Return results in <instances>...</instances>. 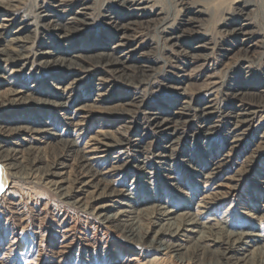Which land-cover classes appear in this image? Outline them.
I'll return each mask as SVG.
<instances>
[{
  "label": "rangeland",
  "instance_id": "rangeland-1",
  "mask_svg": "<svg viewBox=\"0 0 264 264\" xmlns=\"http://www.w3.org/2000/svg\"><path fill=\"white\" fill-rule=\"evenodd\" d=\"M7 1L9 3H4L7 8L0 7V24L8 16L15 18V23L7 33L6 41L12 37L28 36L30 39L26 41L33 44L32 48V44L29 46L33 58L26 65H2L0 74L5 69L9 81L0 84V92L10 88L34 89L37 96L60 101L55 96L57 90L54 86H66L83 76L46 71L36 66L33 60L36 54L49 49L61 56L70 57L81 51L94 55L117 43L127 42L131 58L126 64L146 66L148 74L143 75L140 70L130 68L118 74L98 72L90 77L84 75L87 79L77 86L69 100L68 110L29 111L27 123L31 128H50L51 133L38 138L31 136L27 141L0 136L4 150L22 152L18 161L3 162L0 159V264H233L235 257H241L240 251L223 257L204 250L200 247L204 239L197 244L193 239L181 240L183 247L189 249L184 255L158 254L155 248L148 246V241L138 243L126 232L105 224L92 213L94 211L89 207L107 203V198L92 202L88 207H78L72 205L75 200H66L47 184L50 180L45 177L43 169L45 171L47 166L66 155L62 141L72 138L79 149H84L90 146L93 137L104 131H120L128 140L139 138L140 145L127 147V152L125 149L116 150L99 162V172L121 167L126 160L133 166L140 151L144 154L142 160L148 162L152 169L145 178L130 168H121L108 175L109 178L116 177L114 187L117 190L127 191L132 197L133 207L144 210L133 215L138 221L137 228L143 232H155L158 229L156 225L165 223L153 208L159 205L170 209L174 217L184 214L196 216L200 227L208 229H204L205 238L225 237L229 231L256 236L247 250L258 254L257 259L264 263V0H249L257 8L241 9L243 16L235 15V8L242 7L244 0H134L133 5L136 6H130L129 11L117 9L116 18L112 20L106 17L105 10L109 4L114 5L113 0H74L63 3L55 8L57 10L52 8L54 0ZM35 6L51 14H56V11L63 13L66 18L56 19L58 23H65L78 13L84 14L82 19L87 18L90 26L70 43L58 40L53 37L55 32L48 28L36 30ZM164 19L167 21L163 26ZM29 24L27 29L19 31ZM236 26L243 27L249 34L250 44L242 42L244 37L234 35L232 31ZM42 35L45 45H39ZM177 36L186 38L173 45L170 38ZM6 44L1 42L0 49ZM68 44L71 45L66 52L63 49ZM15 46L16 43L11 47ZM246 54L258 60L241 66L240 60ZM98 80H102L105 87H94ZM211 83L218 85L206 90ZM102 92L108 95L100 104L103 107L115 110L121 109L120 104L135 102L142 107L130 116L86 118L81 121L84 122L83 127H76L74 124L83 117L77 108L92 104L97 94ZM232 96L243 98L251 108L248 109V123L231 135L229 132L236 121L225 120L224 116L243 113L238 108L240 103ZM261 99V105L257 104ZM201 108L211 114L201 115ZM180 111L185 113L184 118L176 116ZM11 113L0 115V126L12 128L24 123L26 118L15 119ZM151 113L158 116V121L181 122L180 132L175 137H179L180 142L171 164V176L160 173L158 169L153 170L155 162L151 155L168 142L152 129ZM28 148L39 149L41 164L31 165L29 160L33 156L28 153ZM118 154H123L122 160L113 159ZM184 155L190 156L199 170L187 168L181 161ZM67 156L65 177L73 179L72 167L78 165V154ZM220 161H226V164L222 165L218 175L212 177ZM231 181L239 184L235 197L207 204V198H212L219 185ZM86 195L91 197L88 193L83 196ZM119 208L116 206L110 210L109 215L117 213Z\"/></svg>",
  "mask_w": 264,
  "mask_h": 264
},
{
  "label": "bare ground",
  "instance_id": "bare-ground-1",
  "mask_svg": "<svg viewBox=\"0 0 264 264\" xmlns=\"http://www.w3.org/2000/svg\"><path fill=\"white\" fill-rule=\"evenodd\" d=\"M54 1L56 2L52 8L54 10H57L55 8L61 7L63 3H71L74 0H54ZM179 1H187V0H179ZM133 2L134 0H113L112 4L114 5L109 4L105 10V13L108 14V16L106 17H109L110 20L116 18L114 15H117L116 13L117 9H122V10L131 9L130 6L131 7H133L134 5L136 6V4L133 5ZM4 3H9V2L7 0H0L1 8L6 6ZM255 7L256 5L254 4V2H251L249 0H244L242 7L239 6L238 8H235V13L237 12L235 15L243 16L242 10L246 11L247 8L250 9V8H255ZM111 10H113L114 12ZM62 14L63 13H59L57 11H56V14H51V12L43 11V9L39 7L36 9L35 17L37 20H35L34 27L36 28V30L38 29L45 30L48 28L51 31L55 32V35L53 37H55L58 40H63L65 42L70 43L73 39H75L76 36L82 35L85 28L90 26V23L88 22L87 18L82 19L84 17V14H80V13H78L80 14L79 17L77 14V16L67 19L65 23H58L56 19L64 17V15ZM65 18L66 17L62 19H65ZM166 21L167 20L164 19L162 21L163 22L162 25L163 24L166 25ZM14 23H15V18L13 19L12 17L8 16L4 18L2 20V23L0 24V43L1 42L3 43V41L7 43L5 46H3V48L0 49V71H1L3 64L5 66L9 65L10 67L11 66L16 67V65H18L19 63H24V65L30 63L31 58H33L31 56V53H29V49H30L29 46L32 44V42H27L28 39H30L28 38V36L20 37L16 35L17 37H12L8 41H6L7 39L6 35L7 33L10 32L11 28L14 26ZM29 26L30 24L25 25L22 28H20L19 31L20 30L23 31L22 29L25 30ZM241 26L240 27L236 26L232 32L237 38L244 37L242 39V42H245V43L251 42L249 38V34L244 32V29ZM16 33H19V32H16ZM43 36L44 35L41 36L39 45L41 43L45 45V40H44L45 37L43 38ZM184 38L186 37L177 36V37H173L170 39L172 42H174L173 45H177L181 43ZM15 43L17 44V46L11 47L12 44H15ZM36 44L37 42L34 45L36 46ZM70 45L71 44L65 45L63 50L67 52L69 50ZM0 47H2V45H0ZM30 47L32 48L33 44ZM248 51L249 50H247L246 52ZM130 53H131V50L127 51V42L126 43L122 42V43L115 44L108 50L106 49L98 53L96 52V54L94 55H89L88 53H86V51H81L80 53H76L70 57L65 56V54L61 56V55H57L56 51H54L53 49L51 50L49 49V50L36 54V58L33 59L36 62L35 63L36 66L46 71H52V72L55 71L56 73L60 72L66 75L78 74L83 77L78 80L70 81L66 86H54V89L57 90L55 96H57L60 99V101H55L49 98H43V97L37 96L35 94L34 89L25 91L22 89L10 88L8 90H5L4 92H0V115L3 114L4 112H13L10 115L15 116L16 117L15 119L26 118L24 123L16 127L5 128V127L0 126V136L8 140L22 139L23 141H27L28 137L32 136V137L38 138V137H43V134L51 133L50 128L49 129L31 128L30 124L27 123V120H28L27 115L29 114V111L30 110L35 111V109H41V111L46 110V111H51V112L55 110L57 111L68 110L69 100L72 98L73 93L77 90L78 88L77 86L80 83L84 82L85 81L84 79H87V77H90L94 73H98V72L107 73L108 72L111 74L112 73L118 74L120 72H123L124 70H128L132 68L134 69L133 71L140 70V73L143 75L148 74V72L146 71L147 70L146 66H142V65L140 66H137V65L130 66L129 65L128 66L126 64L127 61L130 60L131 58ZM244 57L245 58H242L240 60L241 66H243V64L251 63L252 60H255V59L258 60V58L249 56L248 54H246ZM2 71H3L2 74H0V84H2L3 82L9 81V78L7 77V71L5 69ZM84 75H87V77H84ZM98 81L99 82L94 83V87L95 86L105 87L106 84L102 80H98ZM208 85L209 86H207L206 90L210 89L213 86H217L218 84L211 83ZM33 87H36V86H33ZM106 97H108L106 93H103V92L99 93L97 94V97L94 99V102L92 104H83L80 107H78L77 111L83 117L82 118L80 117L81 120L77 121L74 125L76 127H83L84 122H81V121H83V119H86V118L89 119L90 117L96 118L97 116H102L104 118L106 117L114 118L115 116L122 117V115L130 116L131 114L136 113L135 110L138 111L140 107H142L140 103H136V102L135 104L134 103L132 104L128 103L125 105L123 104L124 106L120 104L121 109H115V110L113 107H103L100 104L103 103V101H105ZM232 97H234L233 99L235 101L240 103V106L238 105V108H240V110H242L241 112L243 113H239V114L232 113V114L224 116L223 119L225 120L227 119V120L236 121L235 127L229 132V134L231 135L239 131L242 127H244V124L248 123L247 118L248 116H250V114L248 113V109L251 108V107L249 108V106L251 105H249L243 98L241 97L239 98L238 96H232ZM262 101H263L262 99L259 100V102L257 101L258 102L257 104L261 105ZM181 110H184V109L182 108ZM201 111H202L201 115H204V116L211 114V112L205 113L203 109ZM149 115H151L150 122H151L152 129L159 135L160 138L164 139L163 141L168 142L166 146H162L158 148V151L156 154L151 155V157H153V162H155L154 164L155 167L153 170L158 169L160 173L163 172L167 176H169L170 175L169 173H171V169H172L171 164L173 161L174 153L178 151V144L180 142V138L178 137L176 139L175 137H177L178 133L180 132L181 122L179 123L177 120L175 121V120H165V119L163 121H158L159 118L158 116H156V114L151 113ZM178 115L183 117L185 116V113L180 111L176 114V116ZM10 117H8V119H11ZM245 117L246 119H244ZM42 124H45V123H42ZM52 134L56 135L54 134V132ZM123 135L124 134H122V132L120 131L119 132L116 131V133L110 132V131L100 132L98 136L92 138L90 146L84 149H79L77 146V143L75 141L74 142L71 141L72 138L71 140L62 141L64 144V148H65L64 151H66V155L63 156L61 160L58 159L57 162H55L54 164H51V166H47L45 168V171L43 168H41L43 169V172H45L44 175L47 178V180L48 181L50 180L49 182H47V184L49 183V185L55 188L58 191V193L62 195L61 197H64L66 200L70 198L72 200H75V201H72V205L74 204L75 206H78V207H88V206H91L95 202L104 201L103 199L107 198L108 199L107 203H104L101 205L97 203L98 206L96 204L94 208L89 207L90 210L94 211L92 213H94L98 218H101L105 224H108L109 226L114 225L121 231L126 232L128 236L131 237L136 242L145 243L148 241L147 243L148 246L151 248H155L158 254L184 255L187 253L189 249L186 250L183 247V245L180 243L181 240L183 241V239H188V240L193 239V240H196V244H197V241L200 242L202 239H204L202 245L200 244L201 246L200 245L199 246L203 248L204 250L206 249L207 251L214 253L215 255L220 254L223 257H228L232 255L233 253L240 251L241 257L239 258L235 257L232 261L233 264H264L263 261L261 262L257 259L258 254L256 255L255 253L248 252L247 250V247L250 245L251 240H253L254 237L256 236L251 235V234H246V233H238V234H236V232L230 233L229 231V233L225 237H218V236L213 237L212 236V238H205L204 237L205 230H208V229H206L207 227L205 228L200 227L201 224L199 222V219L196 216L190 215V214H186V215L184 214L182 216L174 217L173 212L170 209L159 206V205L158 206L154 205L153 208L156 211V213L162 217L161 222L165 221V223L156 225L158 229L155 232L153 230L152 231L148 230V231L143 232L142 229L137 228L138 221L134 218L133 215L135 213H142L144 212V210H140V209L133 207L134 203L133 204L131 203L132 197H130L127 191L117 190L118 188L116 189L114 187V182H115L116 177L111 176V178H109L108 175L112 173H116V171H120L121 168H128V169L130 168L131 170L135 169V172L137 174H140L144 178L147 175H150L149 171L152 169L150 168L148 162H146L144 159L142 160V157H144L143 152L142 151L139 152L140 156L138 157L136 163L133 166H131L128 160H126L121 167L120 166L113 167V168L111 167L112 169H109L108 171H103V172H99L97 169L99 162L105 160L106 158H109L111 154L116 153V150L125 149V151L127 152V149H126L127 147H134V146L137 147L140 145L139 138L134 137L135 138L134 140L132 139L128 140L127 138H124ZM235 140L236 139H234V141ZM38 151L39 149L28 148V153L31 154L30 156H33L32 159L30 158L29 160L33 167L38 166V163L41 164L40 161L42 159L39 157ZM20 153L22 152H18L15 150L13 152L6 151L4 150V146L0 143V159H2L3 162H9L12 160L14 161L20 160L21 159V157H19ZM70 153H76V156L78 154L77 156L78 165L77 167H74V168L72 167V171L74 172L73 179H71L70 177L68 178L65 177V174H66L65 170L67 168V165L65 164V162L68 161L67 154H70ZM122 155L123 154L115 155L113 159L122 160L121 158ZM227 156L228 155H224V157H227ZM183 157L184 158L183 160L181 159V161L185 163L187 168H189L191 171L199 170L195 168V166L193 165L192 159L190 156L184 155ZM225 162L226 161L222 163L220 161L218 164H216L215 170H214L215 172L211 174L212 177L218 175L222 165L226 164ZM207 176L209 175L207 174ZM231 177L235 178L234 176H231ZM235 181H231V183H227V184L220 183L222 185H219L220 187L218 186L219 188L216 190V192L212 194V198L211 197L207 198V204H212L214 202L217 203L218 201L226 200L229 197H235L239 192V184H236ZM64 184H66V186ZM116 184H117V181H116ZM175 185L171 184V186H175ZM86 193L90 194L91 197H89L88 195L83 196ZM116 206L120 207L119 211L115 214L109 215L110 210H112L113 208L115 209ZM198 217H199V214H198ZM216 232H213V233L216 234ZM207 247H209L210 249ZM184 250H185V253H182Z\"/></svg>",
  "mask_w": 264,
  "mask_h": 264
}]
</instances>
